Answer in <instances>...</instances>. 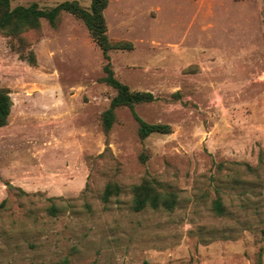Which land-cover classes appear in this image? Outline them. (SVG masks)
<instances>
[{"label":"rangeland","instance_id":"obj_1","mask_svg":"<svg viewBox=\"0 0 264 264\" xmlns=\"http://www.w3.org/2000/svg\"><path fill=\"white\" fill-rule=\"evenodd\" d=\"M104 18L132 45L108 53L115 78L150 92L136 113L171 133L140 140L119 108L105 134L115 92L74 16L24 33L34 64L0 32V264H264V0H108ZM146 177L176 194L172 211L132 210Z\"/></svg>","mask_w":264,"mask_h":264},{"label":"trees","instance_id":"obj_2","mask_svg":"<svg viewBox=\"0 0 264 264\" xmlns=\"http://www.w3.org/2000/svg\"><path fill=\"white\" fill-rule=\"evenodd\" d=\"M108 6V0H91L88 8L82 7L77 1H64L51 8H40L36 3L18 5L12 7L10 0H0V32L7 38L11 50L19 54L29 64H34L32 51L25 52L26 42L24 33L29 31L38 32L42 20L54 26L61 13H67L79 19L87 28L94 43L100 49L105 65L103 82L114 90V96L109 102L108 108L101 115L102 129L107 134L116 120V110L128 108L132 118L137 124V134L140 140L146 139L152 134L167 135L171 133L168 124H153L141 119L135 111L139 104L150 103L155 100L150 92L131 91L129 87L114 76L108 53L111 50L131 49L132 45L127 42H112L107 36V26L104 18V10ZM12 101L9 92L0 88V128L8 123ZM145 161L144 155L140 156ZM120 188L115 183L106 185L103 199L118 195ZM131 208L135 212L145 209L172 211L175 208L177 197L173 192L160 189L155 179L146 177L131 188ZM213 210L221 215L223 205L219 198L213 201ZM56 207L51 205L49 212L54 214ZM62 264H68L64 261ZM147 264V263H144Z\"/></svg>","mask_w":264,"mask_h":264},{"label":"water","instance_id":"obj_3","mask_svg":"<svg viewBox=\"0 0 264 264\" xmlns=\"http://www.w3.org/2000/svg\"><path fill=\"white\" fill-rule=\"evenodd\" d=\"M9 186H11V185H9Z\"/></svg>","mask_w":264,"mask_h":264}]
</instances>
